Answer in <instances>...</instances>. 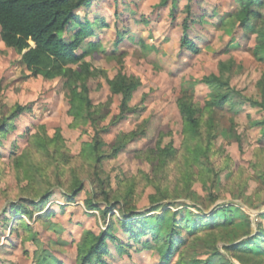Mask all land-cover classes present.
<instances>
[{
	"label": "rangeland",
	"instance_id": "1",
	"mask_svg": "<svg viewBox=\"0 0 264 264\" xmlns=\"http://www.w3.org/2000/svg\"><path fill=\"white\" fill-rule=\"evenodd\" d=\"M161 2L94 0L91 7L77 13L81 22L101 24L77 53H84L91 42L100 43L106 50L86 58L95 71L89 80L91 97L96 105H106L107 118L100 124L109 130L103 135L105 151L111 150L122 133H139L116 158L105 161L103 170L111 178L113 189H117L119 180L138 176L139 172L152 174L153 167L144 155L159 144L165 146L172 142L176 148L182 144L183 123L178 99L189 91L194 102L203 106L212 95L202 80L212 74L219 76L229 83L231 90V100L217 108L214 115L217 128L214 160L219 164L215 190L220 199L211 202L202 184L195 183L190 197L174 202L190 204L193 213L207 216L219 205H231L248 216L256 230L260 222L264 225L261 218L264 214V109L253 106L252 102L263 99L259 82L264 76V61L255 57V35L232 20L238 9L235 0H169L163 6ZM188 7L200 21L191 23L185 34L182 24L188 16ZM258 11L264 19V7ZM184 37L199 48L197 53L183 46ZM118 73L133 77L140 85L130 103L133 111L114 124L120 113L121 98H112L108 80ZM67 95L60 78L35 77L22 63V55L8 48L0 37V114H10L17 106L30 109L16 120V129L2 140L0 147V264H37L44 250L57 258V264H76V245L82 237L88 231L98 234L111 223L113 215L104 217L86 207L92 186L85 176V189L75 203H70L56 187L44 207L40 200L36 201L40 206L34 209L32 218L12 209L14 204L32 196L24 190L27 182L20 180L11 160L13 152L19 155L24 151L29 136L44 130L52 137L59 130L66 154L73 158L91 140V128L71 127ZM77 160L71 166L77 168L82 162ZM153 191L144 183L140 185L132 200L138 212L149 215L153 207L148 196ZM100 206L105 208L103 203ZM172 209L176 210L177 206ZM49 213L54 215L47 220ZM20 217L29 229L17 223ZM236 218L235 228L241 234L245 231L242 218ZM54 227L61 232L56 233ZM114 233L127 240L117 223ZM145 240H150V236ZM195 240L190 241L193 245L185 251V257L208 258L210 240ZM140 248L142 245L129 248L120 256L111 245L112 255L106 260L108 264H160L157 253ZM227 257L221 260L215 256L213 262L240 264L232 252ZM170 264H178V255Z\"/></svg>",
	"mask_w": 264,
	"mask_h": 264
},
{
	"label": "trees",
	"instance_id": "2",
	"mask_svg": "<svg viewBox=\"0 0 264 264\" xmlns=\"http://www.w3.org/2000/svg\"><path fill=\"white\" fill-rule=\"evenodd\" d=\"M168 1L162 0L161 5H166ZM93 2L0 0L1 41L22 55V63L35 77L41 76L48 80L60 78L68 94L71 127L75 130L88 127L93 131L91 140L83 144L81 153L75 158L66 154L65 141L59 130L52 137L44 130L29 136L24 151L19 155L13 152L11 160L20 180L27 182L24 190L32 196L14 204L12 209L32 218L34 209L40 206L36 201L40 200L44 207L52 189L56 187L70 203H75L85 189V176L92 186L90 198L85 201L86 207L99 211L104 217L109 214L113 217L106 230L98 234L88 231L77 243L76 264H108L106 257L112 255L111 245L115 246L120 256L127 253L129 248L142 245L138 250H153L159 255L160 264H170L176 255L178 264H214L213 257L227 259L228 252H232L240 264H260L264 260L263 222L254 230L253 221L231 205H219L211 216H207L193 213L190 204L182 202L178 205L174 202L190 197L195 183L202 184L211 202L220 199L215 190L219 164L214 160L217 138L214 115L217 108L231 100L229 83L221 77L212 74L202 80L212 95V99L203 106L194 102L189 91L178 99L177 106L183 123L181 146L176 148L171 142L149 150L144 156L153 167L152 174L139 172L138 176L119 180L117 189H113L111 178L103 170V165L105 161L116 158L139 133H122L111 150L105 151L103 135L109 130L100 124L107 118L104 113L106 105H96L91 97L89 80L95 76V71L86 58L106 50L100 43L91 42L84 53H77L85 40L95 35V28L101 25L99 21L81 22L77 14L91 7ZM235 2L238 9L233 13L232 20L244 31L255 35V57L264 61V19L258 11L264 7V0ZM186 12L188 16L182 24L185 34L190 30L191 23L200 21L192 15L190 7ZM69 32H72L70 36ZM182 44L189 51H199L193 41L186 37ZM108 85L112 98H121L120 113L112 122L116 124L133 111L130 103L140 83L133 77L118 73L108 80ZM259 88L263 99L252 104L264 109V76ZM28 110V107L17 106L10 114H0V147L3 146L2 140L16 129V120ZM77 158L82 162L75 168L71 164ZM142 183L154 190L148 196L153 207L149 215L138 212L132 205ZM29 205H32V210H29ZM174 206H177L176 210L172 209ZM53 215L47 214V220ZM236 217L242 218L245 231L241 234L235 228ZM261 218L264 219V214ZM17 223L29 229L21 217ZM114 223L119 225L127 240L114 233ZM53 229L56 233L61 232L55 227ZM148 236L150 240H145ZM202 238H208L209 243H212V247H209L211 255L206 259L196 255L186 258L185 251L193 245L190 241ZM228 241L233 242L227 244ZM254 260L259 261L253 263ZM57 263V258L47 250L41 253L37 262Z\"/></svg>",
	"mask_w": 264,
	"mask_h": 264
}]
</instances>
